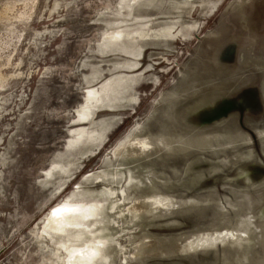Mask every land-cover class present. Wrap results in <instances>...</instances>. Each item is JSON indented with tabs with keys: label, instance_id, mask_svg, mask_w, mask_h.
<instances>
[{
	"label": "rangeland",
	"instance_id": "rangeland-1",
	"mask_svg": "<svg viewBox=\"0 0 264 264\" xmlns=\"http://www.w3.org/2000/svg\"><path fill=\"white\" fill-rule=\"evenodd\" d=\"M0 264H264V0H0Z\"/></svg>",
	"mask_w": 264,
	"mask_h": 264
},
{
	"label": "bare ground",
	"instance_id": "bare-ground-1",
	"mask_svg": "<svg viewBox=\"0 0 264 264\" xmlns=\"http://www.w3.org/2000/svg\"><path fill=\"white\" fill-rule=\"evenodd\" d=\"M161 139H162V137H161ZM161 142V141H160ZM163 146V145H162ZM169 148V147H168Z\"/></svg>",
	"mask_w": 264,
	"mask_h": 264
}]
</instances>
